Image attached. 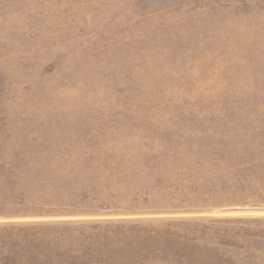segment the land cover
I'll return each instance as SVG.
<instances>
[{
	"label": "rangeland",
	"instance_id": "rangeland-1",
	"mask_svg": "<svg viewBox=\"0 0 264 264\" xmlns=\"http://www.w3.org/2000/svg\"><path fill=\"white\" fill-rule=\"evenodd\" d=\"M0 264H264V0H0Z\"/></svg>",
	"mask_w": 264,
	"mask_h": 264
}]
</instances>
